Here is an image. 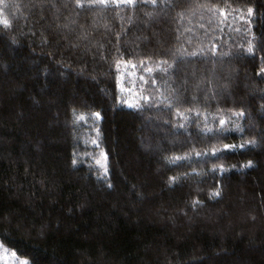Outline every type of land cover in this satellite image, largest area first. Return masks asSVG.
Segmentation results:
<instances>
[{
    "label": "trees",
    "instance_id": "1",
    "mask_svg": "<svg viewBox=\"0 0 264 264\" xmlns=\"http://www.w3.org/2000/svg\"><path fill=\"white\" fill-rule=\"evenodd\" d=\"M3 20L2 247L28 264H264V0H0ZM123 65L143 111L121 101ZM174 89L188 102L165 109ZM220 119L230 131L201 133Z\"/></svg>",
    "mask_w": 264,
    "mask_h": 264
},
{
    "label": "snow or ice",
    "instance_id": "2",
    "mask_svg": "<svg viewBox=\"0 0 264 264\" xmlns=\"http://www.w3.org/2000/svg\"><path fill=\"white\" fill-rule=\"evenodd\" d=\"M93 2L94 3H98L100 5H104V6H108V4H109V0H93ZM111 2L113 4H115L116 6H119L120 4H127V5H131V6H136V4H137V0H111ZM143 2L145 4H149L150 3L153 6H155L156 3H157V0H143ZM78 6H80V5L78 4ZM219 11H220V14L222 16H225V17L227 16V13H225L223 9H220ZM247 14H248L249 17H251L252 14H253V8L248 7L247 8ZM241 19H243V16L241 17ZM0 23H2L5 28L8 27V25H9V22L7 20L0 21ZM247 51L249 53H251L253 51V48H252L251 44L249 45ZM188 55H190L192 57H195V56H197V52L193 51V52L189 53ZM213 55H215V46H213ZM149 59H151V57H149ZM180 59H183V57H180ZM125 63H127V62H125ZM143 63H144V61H141V64H143ZM119 64H120V61H117V65L118 66H119ZM163 65H167V67H163ZM132 67H136V65H132ZM172 68H173V65L168 64L167 60H163V61H158L156 63V65H155L154 68L153 67H147V66H145V69L144 70L151 77V74L154 71H159V72H162L165 75H167L168 71L170 69H172ZM139 79L141 81H144L145 83H148V81H145L144 80V77L143 76H140ZM151 83L152 84H155V83H157V81L155 79H151ZM173 93L174 94L171 96L172 102L165 104L164 105V108L165 109H169L170 110L173 107V102L176 105H180V104H183V103H187L188 102L187 98L185 96H183L181 93H179L178 90L174 89L173 90ZM141 99L143 100L144 104L147 107H151L152 104L154 103L153 101L150 100L149 96H142ZM168 99H169V97H165V100H168ZM192 100L193 101H197V98L194 96L192 98ZM122 102L129 109H134V110H137V111H143L144 110V108L141 106V101L140 100H123ZM189 111H191V109H189ZM92 115L97 120H99L101 118L100 117V113H98V112L97 113H93ZM177 115L181 116L182 120H185L188 123H192L193 122L192 119H190L184 113L177 112ZM196 115L199 116V113H197ZM234 115L235 116H238V117H243L245 115V113L243 111H239V112L234 113ZM77 119H79V117H77ZM74 123H75V121H74ZM225 124H226L225 119H220V121H219V127H217V128L214 129L212 127H209L205 123L204 126H203V128L200 129V131H201V133L203 135H206V136H209V137H212V136L220 137L226 131H230L231 130V129L226 128L225 127ZM176 127H179L181 129H183V128H185V124L184 123H180V124L176 125ZM198 127H199V123H198ZM234 128L238 132H243L244 131V129L241 128V127H239V126H234ZM92 143L95 145L96 144V141L93 140ZM256 143L257 142L255 140L244 141L238 147L244 148L248 144H251V145L255 146ZM236 147H237V145H229V144H224L223 145V148L224 149H233V148H236ZM218 151H219L218 149H216L215 147H213L211 149V152L210 153L209 152H206V151L205 152H196L195 155L197 157H200V158H203V157L208 156V155L216 156ZM101 155L103 156L105 163L102 164L100 159H96L95 160V163H96L97 166L102 167L104 169V172L107 173V163H106V161H107V154L102 153ZM174 159H175V161H180V160L188 159V157H180V156H177ZM72 162H73V165H76L77 164V160L76 159H73ZM251 163L252 162L249 161L248 164L247 165H244L243 167H249V166H251ZM217 167H219V169H220L221 172L227 171V169H225L223 167V165H218V166L214 165L213 171H215ZM172 179H175V178H172ZM109 187H111V185H109ZM219 195H220V192H218V191L212 193V197H217Z\"/></svg>",
    "mask_w": 264,
    "mask_h": 264
},
{
    "label": "rangeland",
    "instance_id": "3",
    "mask_svg": "<svg viewBox=\"0 0 264 264\" xmlns=\"http://www.w3.org/2000/svg\"><path fill=\"white\" fill-rule=\"evenodd\" d=\"M132 67L128 65H123L119 69L118 76V88L121 93V101L123 100H136L137 95L135 92L126 84L129 83L128 77L133 75L131 71ZM101 160V158H100ZM0 264H28L26 259L16 256V254L7 250L0 245Z\"/></svg>",
    "mask_w": 264,
    "mask_h": 264
}]
</instances>
